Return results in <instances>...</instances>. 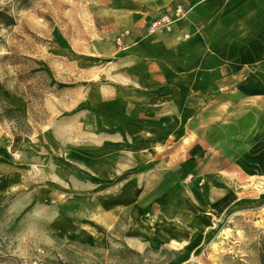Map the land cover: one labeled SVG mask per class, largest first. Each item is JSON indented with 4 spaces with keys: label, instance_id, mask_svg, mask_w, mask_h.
<instances>
[{
    "label": "rangeland",
    "instance_id": "1",
    "mask_svg": "<svg viewBox=\"0 0 264 264\" xmlns=\"http://www.w3.org/2000/svg\"><path fill=\"white\" fill-rule=\"evenodd\" d=\"M157 1L0 0V264H260L257 158L230 175L226 154L172 137L135 157L92 119L114 96L130 13Z\"/></svg>",
    "mask_w": 264,
    "mask_h": 264
},
{
    "label": "crops",
    "instance_id": "2",
    "mask_svg": "<svg viewBox=\"0 0 264 264\" xmlns=\"http://www.w3.org/2000/svg\"><path fill=\"white\" fill-rule=\"evenodd\" d=\"M176 6L186 14L171 33L147 34L148 24ZM150 9L130 13L131 35L109 86L114 96L93 110L98 132L127 138L123 151L135 157L181 138L200 158L208 152L210 162L226 154V174L236 164L249 174L244 162L251 157L264 174V0H158ZM106 120L116 127H104ZM135 136L145 138L142 145L128 141ZM233 154H242L240 164ZM132 173L116 177H136ZM125 207L114 209L109 224Z\"/></svg>",
    "mask_w": 264,
    "mask_h": 264
},
{
    "label": "built area",
    "instance_id": "3",
    "mask_svg": "<svg viewBox=\"0 0 264 264\" xmlns=\"http://www.w3.org/2000/svg\"><path fill=\"white\" fill-rule=\"evenodd\" d=\"M186 12L177 6L172 13L162 15L159 19L151 22L147 27L148 34H155L157 32H172V26L175 22L184 18ZM129 35V32H125L117 38L116 44L119 48H122L124 39Z\"/></svg>",
    "mask_w": 264,
    "mask_h": 264
},
{
    "label": "trees",
    "instance_id": "4",
    "mask_svg": "<svg viewBox=\"0 0 264 264\" xmlns=\"http://www.w3.org/2000/svg\"><path fill=\"white\" fill-rule=\"evenodd\" d=\"M19 114L20 116H22V117H24V114H21V113H19V112H13V113H11L10 115H16V114ZM259 259H260V264H264V246H263V249L261 250V253H260V257H259ZM60 262V261H59ZM58 262V263H59ZM57 263V264H58Z\"/></svg>",
    "mask_w": 264,
    "mask_h": 264
}]
</instances>
